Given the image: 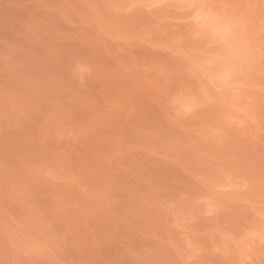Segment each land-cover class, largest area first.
<instances>
[{"label": "rangeland", "instance_id": "374dc122", "mask_svg": "<svg viewBox=\"0 0 264 264\" xmlns=\"http://www.w3.org/2000/svg\"><path fill=\"white\" fill-rule=\"evenodd\" d=\"M0 264H264V0H0Z\"/></svg>", "mask_w": 264, "mask_h": 264}]
</instances>
